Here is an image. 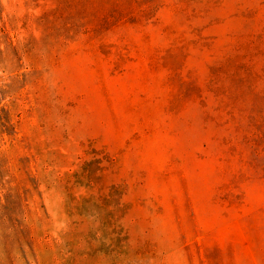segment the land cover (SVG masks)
<instances>
[{"label": "rangeland", "instance_id": "obj_1", "mask_svg": "<svg viewBox=\"0 0 264 264\" xmlns=\"http://www.w3.org/2000/svg\"><path fill=\"white\" fill-rule=\"evenodd\" d=\"M0 264H264V0H0Z\"/></svg>", "mask_w": 264, "mask_h": 264}]
</instances>
